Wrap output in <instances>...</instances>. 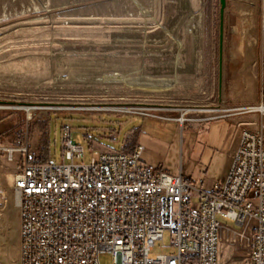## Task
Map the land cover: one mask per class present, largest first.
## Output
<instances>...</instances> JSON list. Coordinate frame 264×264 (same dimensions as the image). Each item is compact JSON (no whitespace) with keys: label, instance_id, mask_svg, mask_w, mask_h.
I'll list each match as a JSON object with an SVG mask.
<instances>
[{"label":"rangeland","instance_id":"obj_1","mask_svg":"<svg viewBox=\"0 0 264 264\" xmlns=\"http://www.w3.org/2000/svg\"><path fill=\"white\" fill-rule=\"evenodd\" d=\"M263 65L264 0H227L223 14L220 0H0V106L10 107L0 108V264H20L13 183L25 154L11 158L7 148L29 146L41 158L49 145L47 161L63 162L68 124L85 148L77 162L141 143L144 162L210 190L231 166L240 129L227 119L245 116L257 129L261 117L207 118L255 102L261 83L256 99L243 101ZM23 105L45 108L29 119L13 108ZM113 106L141 109H76ZM186 108L215 111L188 113L181 122ZM171 238L166 230L150 256L176 252ZM99 259L114 264L108 251Z\"/></svg>","mask_w":264,"mask_h":264},{"label":"built area","instance_id":"obj_2","mask_svg":"<svg viewBox=\"0 0 264 264\" xmlns=\"http://www.w3.org/2000/svg\"><path fill=\"white\" fill-rule=\"evenodd\" d=\"M218 111L207 120L261 121L243 130L227 175L210 190L144 162L139 143L77 162L85 148L68 124L63 162L42 161L29 146L7 148L11 158L25 154L13 183L20 264H101L103 251L114 264H264V87L255 102ZM166 230L176 252L151 257Z\"/></svg>","mask_w":264,"mask_h":264},{"label":"bare ground","instance_id":"obj_3","mask_svg":"<svg viewBox=\"0 0 264 264\" xmlns=\"http://www.w3.org/2000/svg\"><path fill=\"white\" fill-rule=\"evenodd\" d=\"M236 29H238V28H236ZM237 50L244 56V54H245V37L240 41V44H239ZM232 58H233V61H235V62L238 61V57H237L236 51L232 54ZM0 108H10V107L0 106ZM13 108H18V109L25 110L27 112V114H28V118L31 119L32 115H33V112L35 110L45 108V106L44 107H40V106H31V105H25L24 106L23 105V106H16V107H13ZM46 108L47 109H68V108H63V107H52V106H49V107H46ZM76 109H81V110H84V109H87V110L110 109L111 110L112 109V110H122V111L129 112V111L137 110V109H141V108H136V107H114L113 106V107H83V108H81V107L77 108L76 107ZM180 111L182 112V114H181L180 118H178V120L181 121V122H184L185 120H189L188 117H187L188 113L213 112V111H215V109H191V108H186V109H180Z\"/></svg>","mask_w":264,"mask_h":264},{"label":"crops","instance_id":"obj_4","mask_svg":"<svg viewBox=\"0 0 264 264\" xmlns=\"http://www.w3.org/2000/svg\"><path fill=\"white\" fill-rule=\"evenodd\" d=\"M256 69H257V73H259V67H258V65H256ZM243 83V82H242ZM242 83H241V85H242ZM260 83L261 84H263L264 85V65H263V67H262V70H261V78H260V76H259V74H258V78H257V86H256V90H254L253 92H252V95H251V97H249L247 100H245V101H243V102H251V101H254V99H256V97H257V93H258V91H259V88H258V86L260 85ZM234 96L235 97H237L238 98V95L237 94H234ZM238 99H240V98H238ZM253 116H257V115H253ZM245 116H243V117H236V118H230V119H227V120H232V121H235V122H237V124H238V126L240 127V129H238L237 130V132H236V134H235V137L232 139V141H231V145H230V151H233V156H234V154H235V152L237 151V148H238V146H239V143H240V139H241V135H242V132H243V130L244 129H252L251 127H247L248 125H247V123H255V122H253V121H250V120H248V119H246V118H244ZM219 120H222V119H215V120H213V121H219ZM250 126H253V125H250ZM137 144V143H136ZM135 144V145H136ZM139 144H141V143H139ZM135 145H130V147H129V149H127L128 151H131L132 149H133V147L135 146ZM143 145V144H142ZM126 150V149H125ZM30 153L31 154H33V153H35V154H38V155H40L39 153H38V151H36V150H34V152H31L30 151ZM44 155H47V156H50V154H49V145H48V153L47 154H43L42 156H44ZM233 156H232V161H233ZM232 161H231V164H232ZM230 168V167H229ZM228 173V172H227ZM227 175V174H226ZM189 177V176H188ZM201 180H203V179H201Z\"/></svg>","mask_w":264,"mask_h":264},{"label":"water","instance_id":"obj_5","mask_svg":"<svg viewBox=\"0 0 264 264\" xmlns=\"http://www.w3.org/2000/svg\"><path fill=\"white\" fill-rule=\"evenodd\" d=\"M220 3H221V13L223 14L225 12V8H226V5H227V0H220Z\"/></svg>","mask_w":264,"mask_h":264},{"label":"trees","instance_id":"obj_6","mask_svg":"<svg viewBox=\"0 0 264 264\" xmlns=\"http://www.w3.org/2000/svg\"><path fill=\"white\" fill-rule=\"evenodd\" d=\"M48 159H49V156H47V155H44V156L41 157L42 161H47Z\"/></svg>","mask_w":264,"mask_h":264}]
</instances>
